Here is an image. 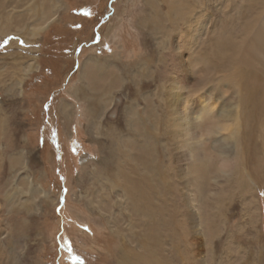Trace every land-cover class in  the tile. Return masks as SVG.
<instances>
[{"label": "rangeland", "instance_id": "374dc122", "mask_svg": "<svg viewBox=\"0 0 264 264\" xmlns=\"http://www.w3.org/2000/svg\"><path fill=\"white\" fill-rule=\"evenodd\" d=\"M163 1L0 0V264H264V118L249 156L225 119L188 150Z\"/></svg>", "mask_w": 264, "mask_h": 264}, {"label": "bare ground", "instance_id": "6f19581e", "mask_svg": "<svg viewBox=\"0 0 264 264\" xmlns=\"http://www.w3.org/2000/svg\"><path fill=\"white\" fill-rule=\"evenodd\" d=\"M154 25L163 57L167 54L163 52L167 46H162L164 39L166 43L171 42L181 31L189 37L183 40L184 46L171 53L176 54L181 77L175 81V94L169 96L167 105L172 114L171 122L180 120L175 127L181 128L188 150L194 153L205 142L203 133L200 134L205 122L212 121L213 125L225 119L229 122L220 126L230 132L229 139H233L237 153L249 156L247 147L256 145V132L264 120V0L163 1L157 9ZM95 68L100 69V66ZM183 79L193 84L186 95L176 91L178 85L185 83ZM97 86L104 87L105 83L94 77L93 88ZM162 94L158 86V95L162 97ZM194 97L199 98L198 103H194ZM232 102L236 103L235 108L227 109L226 105ZM241 123L244 131L239 137L237 129ZM243 146H246L245 151ZM252 162L257 163L255 159ZM135 189V210L148 217L156 216L155 200L159 192L156 181L151 194L138 186Z\"/></svg>", "mask_w": 264, "mask_h": 264}]
</instances>
